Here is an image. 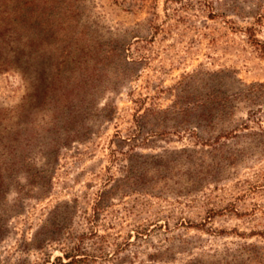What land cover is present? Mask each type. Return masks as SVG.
I'll return each instance as SVG.
<instances>
[{
    "label": "rangeland",
    "instance_id": "1",
    "mask_svg": "<svg viewBox=\"0 0 264 264\" xmlns=\"http://www.w3.org/2000/svg\"><path fill=\"white\" fill-rule=\"evenodd\" d=\"M70 1L63 123L0 42V264H264V0Z\"/></svg>",
    "mask_w": 264,
    "mask_h": 264
},
{
    "label": "trees",
    "instance_id": "2",
    "mask_svg": "<svg viewBox=\"0 0 264 264\" xmlns=\"http://www.w3.org/2000/svg\"><path fill=\"white\" fill-rule=\"evenodd\" d=\"M74 10L70 0H0V42L9 45L5 53L27 86L21 104L46 106L51 114L44 124L63 123V104L87 81L85 73H75L76 59L72 62L83 49Z\"/></svg>",
    "mask_w": 264,
    "mask_h": 264
}]
</instances>
